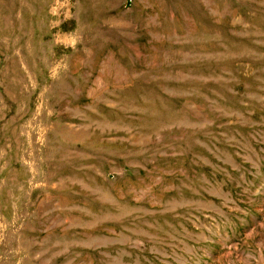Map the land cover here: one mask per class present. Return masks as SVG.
Instances as JSON below:
<instances>
[{
    "label": "rangeland",
    "instance_id": "1",
    "mask_svg": "<svg viewBox=\"0 0 264 264\" xmlns=\"http://www.w3.org/2000/svg\"><path fill=\"white\" fill-rule=\"evenodd\" d=\"M0 264H264V0H0Z\"/></svg>",
    "mask_w": 264,
    "mask_h": 264
}]
</instances>
